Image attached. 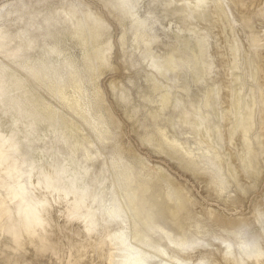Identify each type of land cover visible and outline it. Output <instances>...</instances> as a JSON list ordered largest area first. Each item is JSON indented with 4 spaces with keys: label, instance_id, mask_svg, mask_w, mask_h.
<instances>
[{
    "label": "rangeland",
    "instance_id": "374dc122",
    "mask_svg": "<svg viewBox=\"0 0 264 264\" xmlns=\"http://www.w3.org/2000/svg\"><path fill=\"white\" fill-rule=\"evenodd\" d=\"M16 1L7 10L11 14L2 12L0 48L29 53L10 60L0 54V77L8 85V110L18 106L19 115L39 130L30 142L33 161L51 165L52 157L41 150H53L58 167L67 166L75 180L85 176L99 184L94 198L102 213V189L116 188L115 174L141 223L136 229L146 231V239L150 234L149 251L133 243L150 264L165 260V244L177 250L205 244L203 254L186 257L184 264H226L215 243L236 247L255 237L264 243V0H203L209 12H200L196 0L0 5ZM20 89L36 99L17 97ZM2 108L0 130L7 134L11 117L2 116ZM83 108L96 131L102 130L101 143L88 129ZM239 124L249 130L236 139ZM111 157L119 166L111 167ZM205 157L218 172L207 170ZM10 167L0 165V264H106L110 246L104 233L110 227L96 221L92 231L99 243L83 244L71 204L59 206L50 197L47 206L59 208L40 210V226L19 223L21 216L13 212L25 215L24 204L30 203L11 199L8 189L16 178L7 176ZM113 201L110 212L125 218Z\"/></svg>",
    "mask_w": 264,
    "mask_h": 264
},
{
    "label": "bare ground",
    "instance_id": "6f19581e",
    "mask_svg": "<svg viewBox=\"0 0 264 264\" xmlns=\"http://www.w3.org/2000/svg\"><path fill=\"white\" fill-rule=\"evenodd\" d=\"M19 2L20 1H16L13 4H7V5L2 4V5H0V18H1L3 10L5 8H7L6 12H8L7 11L8 9L13 8L16 5L18 6V4H20ZM133 3L135 5L134 0H133ZM196 7L199 9L200 12H201V9L203 12H209L210 10H213L212 7L207 6L203 0H196ZM7 14H11L10 10ZM70 20L73 21V19H70ZM79 27L81 30H83L85 28L84 23L80 22ZM1 32L2 31H0V33ZM97 37H99V35L95 36V38H97ZM199 38L200 39L203 38V40L207 41L206 37L201 36ZM13 41L15 42V45H16V43H17L16 39H13ZM207 43H208V41H207ZM13 49H16V47H14ZM206 49L203 52V57L205 56ZM9 52H11V51L8 50L7 46L0 48V54L1 55L3 54V56L7 60H10V59H8L9 57L10 58L24 57V56L28 55V53H29L28 50L27 51H15L11 54ZM205 68H206V72L207 71L210 72V70L212 71L210 65L209 66L206 65ZM27 76L33 82L35 81L34 76H32V75H27ZM35 83H36V81H35ZM7 90H8L7 81L4 78L0 77V104L4 108V109L3 108L2 109L5 110V114H3L2 116L11 117V122L9 124L8 133L3 134V133H1V130H0V165H2L3 163L5 164L7 162H9V165H12V167H10L11 170H9V174L7 176L8 177L15 176V178H16V181L14 182V186L12 188H10V190L8 189V191L11 194V199H14V201H15L14 203L16 204V202L18 201L17 203L20 204V203H22V201L24 202L26 198L29 199V203H30V204L28 203L29 205L24 204V206H28L26 209H24L25 215H23L24 213L22 214L23 211L19 212V210H16V212L14 211L15 212L14 213L12 210L14 216H15V214L17 216H21L19 223H21L22 226L28 227L29 229H32V230H33L34 226H40L44 221L43 215L40 212V210H44L43 212H45L46 210H50V209H53L56 207V205L53 206L52 204H51L52 206H50V205L47 206L48 201L51 202V199H50V197H51L55 203H57V204L59 203L58 204L59 206H65L67 204H71L72 205L71 210L72 209L77 210L75 213H78V214H75V215L73 214L74 216H73V218L72 217L71 218L75 221L76 224L78 223L80 225L81 233H82V237H83V241H82L83 244L85 242L86 243L90 242L92 244V246H94V245H96V243H99L97 241V239H95L96 238V231L95 230L92 231L95 227L94 225H95L96 221L98 222V220H99L104 225L110 227L111 231L108 232L109 231L108 230L107 232L104 233V237H105L104 243H106L110 246V253L108 255V260H107L106 264H150V259L147 258V255L145 256V255L141 254L139 252V250L135 247L137 245L133 244L135 242L139 243V245L142 248L149 251V247H146V241H147V243H149L148 239H149L150 234H148L147 239H146V231L144 233L140 234L139 231L136 229L137 226H139V224H141V223L140 222L138 223L135 220L133 213L128 208L125 193H124V190L121 186V181L114 174V177H115L114 182H115V187H116L114 189L118 190V193H119L118 197L115 194V190L112 187L110 189L109 186L104 187V190L102 189L103 193L100 192L102 194V196L105 195L104 198L106 199V203H105L104 208H103L104 211L102 213L100 210V207L98 205V198L97 197L94 198L96 195L94 193V191L96 189H98L97 187L99 184L97 186L91 185L89 179H87L85 176H80V177H78V179L76 178V180H75L73 178L74 177L73 172L67 166H65L63 168L58 167V165L55 162L53 150H47V149L43 150V148H42V150L40 149L43 153H45V156H46V154H48V155H50V157H52L51 158L52 160L50 161L51 165L46 164V162H43L42 160H41L42 162L33 161L34 159H31V157H30V155L31 156L34 155V154H31L33 150L30 148V142L33 139H35V136L38 134L39 130L35 131V126L31 123V121L28 120V118H26V117L23 118L21 115H19L20 114L19 112H21V111H20L18 106H16V108L12 111L8 110L7 104H6V98H5L7 95ZM15 92H16V94H18L17 97H22V96L27 95L26 96V100H27L28 99L27 97L29 95V96L34 97V99H36L35 96L31 95V93H29L25 89H20L19 91H15ZM30 99H31V97H30ZM82 102H83V100H82ZM33 103H36V102L35 101L32 102L30 100L29 104L33 105ZM37 104H39V101H37ZM177 107H176V109H177ZM83 109L86 112V114L89 116L87 109H85V108H83ZM251 109H252V106H251L250 101L248 100L246 105H245V113H246L245 115L247 118L250 115ZM47 111H49V110H47ZM182 114H183V112H182ZM89 118H90V121H89L90 125L89 126H91V127L90 128L88 126L87 127L90 130V132L94 133V135L96 137L95 139H97L99 141V138L101 139V135L99 136V134L102 130L98 129L99 132L96 131V127L94 125H97V123L94 120H92L90 116H89ZM54 120L56 121V120H58V118L55 116ZM50 121L53 122L55 125V122L53 120H50ZM239 121H241V119H239ZM241 123H243V121ZM238 126L239 127H237L236 134L234 135L235 138L238 134H242V133L245 136V134L249 130L246 127L242 126V124H239ZM0 128H1V126H0ZM49 128L51 129L50 130L51 133L52 132L57 133V129L55 126L54 127L52 126ZM199 128H201V127H199ZM47 135H48V133H47ZM241 136L242 135H238V138L241 139ZM245 137H247V136H245ZM231 139H234V138H231ZM242 140H244V138ZM244 143H245V140H244ZM168 145L171 147H176L172 143L168 144ZM190 156H192V155H190ZM39 159H41V158H39ZM205 160H206V164H208L207 170H209L213 173L218 172V169L215 166V164L213 163L212 159H207L205 157ZM209 163H210V165H209ZM110 164H111L112 168H113V164L119 166L118 161L112 157L110 158ZM200 166H201V164H200ZM214 168L216 170H214ZM212 170H214V171H212ZM12 172H13V174L11 175ZM60 172L63 173L62 176H59ZM112 172L114 173L113 169H112ZM23 177L25 178V186L21 184ZM97 177L98 176L89 175V178H91L93 181H94V179L97 180L98 179ZM218 177H219V175H218ZM218 183L220 185V190L223 189L224 188L223 183H221L219 181H218ZM112 192H113V195H112ZM114 199H117L116 207L119 206L123 212L126 211L125 212L126 215L124 214L125 218L119 217V216L114 215L110 212L111 207L112 206L115 207V205L113 204ZM14 203H13V205H14ZM59 206L57 208H59ZM67 206H69V205H67ZM92 206L94 209H92ZM21 207H22V205H21ZM18 208L19 207H17V209ZM57 208H55V210ZM68 210H69V208H68ZM10 212H11V210H10ZM70 213L71 212H69V215H71ZM5 223H7V222H5ZM133 226L135 227V229H133ZM36 230H37V228H36ZM34 233H35V231H34ZM138 234H140V237H138ZM37 235H38V233H37ZM14 236H15V234H14ZM154 236H158V235L154 234ZM31 237H32V235H31ZM17 239H19V238H16V240ZM21 239H22V237H21ZM257 240H258V238L255 237V238L251 239L250 241L244 242V243H242L236 247L231 246V245H227V244L224 245V244H217V243H215L213 246H214V251L217 252L221 256V258L224 260V262L226 264L227 263H229V264H264V243H262L261 241L259 242ZM208 244H210V243H208ZM187 245H189V243H187ZM203 245H205V244L196 245V246H194L192 248H188V249L177 250V249L171 247L170 245L165 244L163 246V249H162V253H163L165 260L159 261L157 264H184L185 262L183 263V259L185 260L186 257L192 256V255L195 256V254H199V253L203 254L205 251V248H203L204 247ZM92 246H89V247H92ZM190 246H191V244H190ZM98 247H99V245H98ZM206 249H208V248H206ZM170 252H172L173 255H171ZM115 253H116V255H114ZM162 253L157 252V255H159V257L163 258ZM199 256H201V255H199ZM194 264H205V262H195Z\"/></svg>",
    "mask_w": 264,
    "mask_h": 264
}]
</instances>
